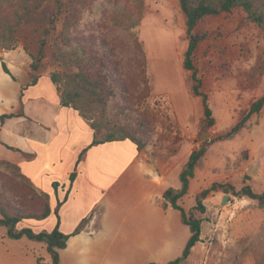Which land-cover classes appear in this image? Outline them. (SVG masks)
Wrapping results in <instances>:
<instances>
[{
  "label": "rangeland",
  "instance_id": "rangeland-1",
  "mask_svg": "<svg viewBox=\"0 0 264 264\" xmlns=\"http://www.w3.org/2000/svg\"><path fill=\"white\" fill-rule=\"evenodd\" d=\"M129 2L97 0L88 7L76 35L112 47V76L117 86L125 89V93L117 97V105L126 108L124 117L129 121L143 120L153 139V153L141 151L146 160L170 162L171 186L180 187L179 173L191 152L204 147L207 149L190 181L189 193L181 201L187 211L196 205L197 194L213 182L230 183L237 188L250 184L256 191H264V108L254 113L246 127L235 137L219 140V136L240 121L253 101L264 95V31L249 19L242 8L207 16L198 26L197 31L207 34L196 50L194 63L202 80L201 90L207 93L215 118L214 124L208 126L205 123L203 98L191 90V71L183 66L188 36L180 0H145L144 16L137 29L138 36L133 41L127 40L123 32L109 21L114 5ZM54 6V1H50L44 12ZM44 12L35 23L22 27L11 49L0 45V57L7 62L11 76L23 85L30 79V53H34L38 46ZM62 28L63 20L60 19L55 31L57 35ZM61 69L53 62L49 48L39 83L25 91L31 113L26 121L28 124L24 126L12 121L9 130L4 132L5 142L1 140L8 158L3 156L0 162L17 165L23 174L19 159L31 161L38 154L39 159L31 163L27 171L37 179L38 184H34L49 193L52 207L56 205L57 194L60 198L64 197L70 179L66 180L64 187H59L60 193H56L52 182L59 180L62 184L65 181L57 173H52V176L43 173L44 162L51 154V160L59 162L60 171L74 168L78 152L93 138L90 120L81 117L86 124L79 121L77 127L76 122H68L73 117L78 120V112L75 111L73 117L70 111L64 113L62 126L67 130L71 127L72 135L56 137L51 150L36 143L19 141L15 131L22 130L25 136L34 134L44 142L53 137V131L47 130L52 129L51 119L56 105L53 102L60 101V89L52 83L50 75ZM0 75L6 76L1 67ZM11 83L5 82L0 93L7 94L4 104L9 103L16 108L17 98L11 103ZM43 96L47 99L42 104ZM39 104L46 106L47 110L42 106V112L38 111ZM204 126L210 136L200 141L198 136ZM18 144L27 147L31 153L24 152ZM98 151L101 155L106 154L96 149L90 155L87 167H84L85 173L94 180L99 179L96 178ZM54 171L47 169L46 173ZM2 172V192L8 205L12 208L20 206L26 211H39L42 203L28 196V189L17 177L18 171L4 165ZM63 176L67 178L66 174ZM98 176L101 178L102 175ZM226 195L228 198L224 202ZM138 196L139 193L135 194L131 205L140 202ZM91 200L92 196L88 194L81 197L75 195L64 210L67 224L86 214ZM204 202L206 212L197 211V216L203 219L202 240L182 264H264V207L248 197L238 198L221 191L210 192ZM101 210L100 206H96L95 213L100 214ZM53 220H56L55 214L40 221L27 219L18 228L27 226L36 231H49ZM132 225L138 227L139 223L134 221ZM156 228L157 233L161 234V220H157ZM186 228L190 234L189 226ZM37 257H41L44 264H52L44 244L28 238L11 239L6 235V227L0 226V264H38Z\"/></svg>",
  "mask_w": 264,
  "mask_h": 264
},
{
  "label": "trees",
  "instance_id": "trees-1",
  "mask_svg": "<svg viewBox=\"0 0 264 264\" xmlns=\"http://www.w3.org/2000/svg\"><path fill=\"white\" fill-rule=\"evenodd\" d=\"M54 1V8L48 12L47 4ZM97 0H0V45L11 49L17 40L20 30L26 24L35 23L39 15L44 12L40 27L43 29L38 38V46L34 53H30V79L23 85L20 92L22 111L20 113H4L1 115V128L8 118L24 116L25 91L38 84L44 65V59L51 48V57L55 64L63 69L51 73V81L60 89L63 106L72 107L85 119L90 120L94 130L93 140L83 148L77 156L74 170L69 176L70 184L63 198L56 195L54 213L57 223L51 231H36L32 227L18 225L27 219L44 220L53 212L50 195L38 188L34 182L23 174L17 165L7 161L0 162V226L6 227V235L11 239L28 238L46 246L51 256L52 264H61L60 250L67 247L71 236L81 233L92 219L94 211L85 216L71 233L60 229V209L69 199V194L75 182L80 163L85 153L93 146L118 140H130L139 151L146 150L153 153V139L150 136L146 123L131 122L124 117L126 108L117 105L116 99L125 89L117 86L112 76L113 55L112 47H105L101 41L77 36L76 29L83 20L90 5ZM181 8L186 17L188 46L184 54L183 66L191 71V90L203 98L205 123L212 126L215 122L213 110L209 104L207 93L202 92V80L198 76V68L194 63V56L199 44L207 34L197 31L198 26L207 16L219 15L230 12L234 8H242L249 19L255 22L264 31V1L262 0H180ZM145 10V0H130L128 4L118 3L113 6L109 14L111 25L123 32L126 39L133 41L137 38V29L140 27ZM8 11V12H5ZM63 20V28L59 35L56 34L58 21ZM27 49V46H25ZM5 73L11 71L4 58L0 57ZM15 79V77H14ZM264 108V95L255 99L249 110L230 131L219 136V140L232 139L244 127L254 113H259ZM0 143H2L0 139ZM14 149L13 146L7 145ZM207 149L193 150L184 168L179 174L181 186L169 187L164 192V207L172 206L181 213L182 222L189 226L191 235L183 249L181 256L167 263L150 262L149 264H182L190 257L193 248L202 240L203 219L197 216V211L205 213L207 210L205 198L212 191H221L238 198L248 197L256 200L264 207V191H256L250 184L241 188L223 182H213L210 187L204 188L196 196V205L187 211L181 204L182 199L189 193L191 179L195 176V169ZM14 167L22 184L28 189V196L42 203L39 211H26L23 207L12 208L8 205L2 192L1 173L2 167ZM20 172V173H19ZM60 183L54 181L53 189L57 192ZM38 264H44L41 257H37Z\"/></svg>",
  "mask_w": 264,
  "mask_h": 264
},
{
  "label": "crops",
  "instance_id": "crops-1",
  "mask_svg": "<svg viewBox=\"0 0 264 264\" xmlns=\"http://www.w3.org/2000/svg\"><path fill=\"white\" fill-rule=\"evenodd\" d=\"M0 67L4 70L1 62ZM5 74L6 76L0 75V89H2V85H4L5 82H12L11 103H14L15 98H17V107L15 108V105L11 107L9 103L4 104V97L7 94L0 93V125L2 114L9 113L10 110L13 111V113H20L22 111L20 92L23 84L15 80L10 74ZM45 98L47 99L46 96H43L41 100L42 104ZM60 101L57 100L53 102V104L56 103V105L53 107V119H51L52 129L47 130L53 131V137L51 139H45L44 142L37 136L35 137L34 134L32 136H25L22 130L15 131L17 132L15 133L17 139L21 142L36 143L41 147H46L48 150H51V144L56 137L58 138L59 135L63 137L71 136L72 128L70 127L69 130H67L62 126L65 121V119L63 121L62 115L70 111L72 114L71 117H73V113L76 110L72 107L63 106ZM42 104L37 106L39 109L38 111H41L40 107L42 106L47 110V107ZM29 113L28 99L25 93V115L5 120L0 132L1 140L4 141V132L9 130L12 121L18 124H24L25 126L27 123L26 121L29 120L30 117ZM67 117L69 118V115H67ZM81 117L82 116L79 114L78 120H75L73 117L68 123L74 124V122H76V126L78 127L80 124L79 121H83ZM53 121L55 122V126L53 125ZM18 146L24 152H28L27 147L21 144H18ZM86 146L82 147V149ZM5 149V145L0 143V158L7 156L8 152L5 151ZM96 149L103 150V153L106 152V154L101 155L102 153L98 151V156L96 157V162L98 164L96 165V178H99L97 179L98 181L94 180L92 176L87 175L84 171V167H87L89 163L90 155ZM35 155L36 156L33 157L34 159L31 161L20 158L18 162L23 168L25 175L33 182L37 183V179L31 176L27 171L31 163L39 159L38 154L36 153ZM50 156L51 154H48L44 162L43 173L51 176L53 175L52 173H57L65 181L60 184L59 187H64L66 180L69 179L68 177L74 168L62 172L59 169V162H53ZM47 169L55 171L46 173ZM169 173H171L170 162L167 163L158 159H153L152 162L147 161L144 154L139 151L137 146L130 140L107 142L95 145L89 149L80 163L78 176L73 183L69 199L60 209V229L65 233H71L85 216H89L93 211L94 214L86 228L81 233L71 236L67 242V247L60 250L61 264H149L154 261L167 263L181 256L191 232L190 234L186 232V227L188 226L182 222L179 210L172 206L165 208L163 205L164 192L169 187H174L171 186L172 183ZM64 174H66L67 178L63 176ZM98 175H102L101 178ZM54 181L59 182V180ZM58 192L59 191L56 193ZM137 193H139L138 199L140 202L137 201V203L131 205ZM84 194L92 196L89 209L82 217L67 224L64 217V210L68 202L73 199L75 195H80L81 197ZM55 206L52 207L53 212L49 217L55 214ZM96 206L101 207L102 210L100 214L95 213ZM157 220H161L163 224L161 234L157 233ZM134 221L139 223L138 227H133L132 223ZM56 223L57 217L56 220H53V224L49 231L54 228ZM148 253H154V255L148 256ZM44 262L45 261H43V263Z\"/></svg>",
  "mask_w": 264,
  "mask_h": 264
},
{
  "label": "water",
  "instance_id": "water-1",
  "mask_svg": "<svg viewBox=\"0 0 264 264\" xmlns=\"http://www.w3.org/2000/svg\"><path fill=\"white\" fill-rule=\"evenodd\" d=\"M209 136H210V133H209V131L207 130V127L204 126V127L202 128L201 132L199 133L198 138H199L200 141H204V140L207 139ZM227 198H228V196L226 195V196H225V199H224V202H226Z\"/></svg>",
  "mask_w": 264,
  "mask_h": 264
}]
</instances>
